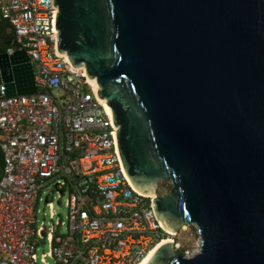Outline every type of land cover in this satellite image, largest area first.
<instances>
[{
	"label": "water",
	"instance_id": "95a60500",
	"mask_svg": "<svg viewBox=\"0 0 264 264\" xmlns=\"http://www.w3.org/2000/svg\"><path fill=\"white\" fill-rule=\"evenodd\" d=\"M59 54L97 80L122 171L165 230L196 227L144 264H264V0H54ZM37 94L26 51L0 90ZM162 183L171 188L164 196Z\"/></svg>",
	"mask_w": 264,
	"mask_h": 264
},
{
	"label": "built area",
	"instance_id": "2783aa9c",
	"mask_svg": "<svg viewBox=\"0 0 264 264\" xmlns=\"http://www.w3.org/2000/svg\"><path fill=\"white\" fill-rule=\"evenodd\" d=\"M0 11L15 31L8 53L26 51L40 69L34 68L37 94L8 97L5 86L0 90V264H138L166 242L188 258L198 254L201 241L192 254L191 244L179 240L190 226L165 230L155 197L126 179L119 128L98 97L100 86L58 52L54 0H0ZM46 190L66 199L65 229L59 220L39 225ZM45 203L52 209L50 195Z\"/></svg>",
	"mask_w": 264,
	"mask_h": 264
},
{
	"label": "rangeland",
	"instance_id": "374dc122",
	"mask_svg": "<svg viewBox=\"0 0 264 264\" xmlns=\"http://www.w3.org/2000/svg\"><path fill=\"white\" fill-rule=\"evenodd\" d=\"M35 71L37 73L40 72V69L37 64L34 65ZM171 185L169 183H162V187H160V193L165 195L167 191H169ZM50 195V201L53 203L52 209H50L46 203V197ZM43 201L39 204L38 209L40 210V214L38 216L39 225L41 226L43 223L48 228L52 225L56 224V222L62 221L65 225L63 229L66 228L68 224V209L65 206L66 199L61 200L57 193H53L51 190H46L44 194H42ZM53 215V219H52ZM196 229L194 227H190L189 231H182L180 235V242L184 245L191 244V253L199 251V244L201 238L199 236H195ZM191 241V242H190ZM48 251V250H47ZM43 250L41 249L40 253L42 254ZM51 262V261H50Z\"/></svg>",
	"mask_w": 264,
	"mask_h": 264
},
{
	"label": "trees",
	"instance_id": "16d2710c",
	"mask_svg": "<svg viewBox=\"0 0 264 264\" xmlns=\"http://www.w3.org/2000/svg\"><path fill=\"white\" fill-rule=\"evenodd\" d=\"M14 40V28L9 20L3 18L0 11V54L7 53L15 45ZM160 187H162V184Z\"/></svg>",
	"mask_w": 264,
	"mask_h": 264
},
{
	"label": "bare ground",
	"instance_id": "6f19581e",
	"mask_svg": "<svg viewBox=\"0 0 264 264\" xmlns=\"http://www.w3.org/2000/svg\"><path fill=\"white\" fill-rule=\"evenodd\" d=\"M91 83L93 84V86L95 87V88H99V85H98V83H97V80H95V81H92L91 80ZM167 243V242H166ZM156 251V249L154 250V251H152L143 261H141L140 263H138V264H144L150 257H151V255L154 253Z\"/></svg>",
	"mask_w": 264,
	"mask_h": 264
},
{
	"label": "crops",
	"instance_id": "0c3cea01",
	"mask_svg": "<svg viewBox=\"0 0 264 264\" xmlns=\"http://www.w3.org/2000/svg\"><path fill=\"white\" fill-rule=\"evenodd\" d=\"M3 166H4V156H3V152L0 147V174L2 173Z\"/></svg>",
	"mask_w": 264,
	"mask_h": 264
}]
</instances>
